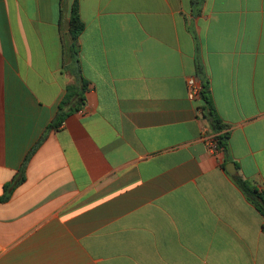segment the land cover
I'll return each mask as SVG.
<instances>
[{"label": "crops", "instance_id": "1", "mask_svg": "<svg viewBox=\"0 0 264 264\" xmlns=\"http://www.w3.org/2000/svg\"><path fill=\"white\" fill-rule=\"evenodd\" d=\"M74 1L0 0V264H264V0Z\"/></svg>", "mask_w": 264, "mask_h": 264}, {"label": "trees", "instance_id": "2", "mask_svg": "<svg viewBox=\"0 0 264 264\" xmlns=\"http://www.w3.org/2000/svg\"><path fill=\"white\" fill-rule=\"evenodd\" d=\"M203 0H191V5L193 8V13L195 16L197 14L201 13ZM79 0H75L73 7H72V13H71V19H70V32L72 34V38L74 39V47L73 50L76 52V45L78 41V37L81 35V33L84 30V24L80 19L79 15ZM191 30V29H190ZM191 33L193 34V37L195 39L196 44V50H197V57H196V77L197 80L200 83V97L204 101V106L202 107V116L207 120L213 130L216 133L215 141L217 144V148L222 149L225 154L228 153V146H229V137L230 133L229 131H224L227 126L223 123L221 118L219 117L215 103L213 100L212 92H211V86L210 81L208 77L206 76L204 72V68H202V64L200 62L199 58V49L198 44L199 41L197 38L196 33L191 30ZM84 90V86L83 89ZM68 93L66 95V100H71L73 97L78 95L77 91H74V87L68 88ZM80 94V93H79ZM59 119L63 118L61 115L58 116ZM52 127H55V125H52ZM234 183L237 185V187L242 191V193L247 198V201H249L264 217V192L260 191L254 184L243 178L242 176L235 175L231 177Z\"/></svg>", "mask_w": 264, "mask_h": 264}, {"label": "built area", "instance_id": "3", "mask_svg": "<svg viewBox=\"0 0 264 264\" xmlns=\"http://www.w3.org/2000/svg\"><path fill=\"white\" fill-rule=\"evenodd\" d=\"M188 88H189V98L190 99H196L197 97L200 96V86L197 84L196 79L190 78L188 79ZM217 144H214L212 147H216Z\"/></svg>", "mask_w": 264, "mask_h": 264}, {"label": "water", "instance_id": "4", "mask_svg": "<svg viewBox=\"0 0 264 264\" xmlns=\"http://www.w3.org/2000/svg\"><path fill=\"white\" fill-rule=\"evenodd\" d=\"M231 165H226V170L228 172V174H230L231 176H235L237 175V168L235 166V163H230Z\"/></svg>", "mask_w": 264, "mask_h": 264}]
</instances>
